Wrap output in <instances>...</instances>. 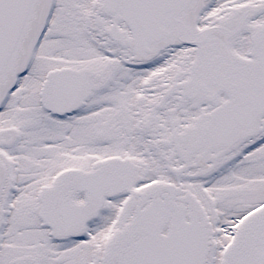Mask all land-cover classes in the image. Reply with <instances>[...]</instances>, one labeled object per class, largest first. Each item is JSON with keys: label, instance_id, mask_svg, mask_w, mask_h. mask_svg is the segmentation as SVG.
<instances>
[{"label": "snow or ice", "instance_id": "snow-or-ice-1", "mask_svg": "<svg viewBox=\"0 0 264 264\" xmlns=\"http://www.w3.org/2000/svg\"><path fill=\"white\" fill-rule=\"evenodd\" d=\"M0 264H264V0H0Z\"/></svg>", "mask_w": 264, "mask_h": 264}]
</instances>
